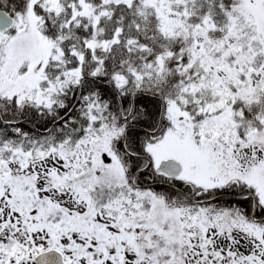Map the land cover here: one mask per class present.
I'll return each instance as SVG.
<instances>
[{"label": "snow or ice", "instance_id": "1", "mask_svg": "<svg viewBox=\"0 0 264 264\" xmlns=\"http://www.w3.org/2000/svg\"><path fill=\"white\" fill-rule=\"evenodd\" d=\"M0 264H264V0H0Z\"/></svg>", "mask_w": 264, "mask_h": 264}]
</instances>
